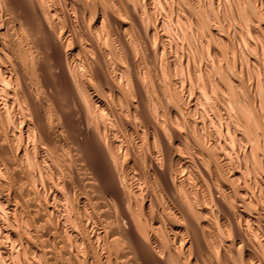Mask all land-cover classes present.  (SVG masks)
<instances>
[{"label":"bare ground","instance_id":"1","mask_svg":"<svg viewBox=\"0 0 264 264\" xmlns=\"http://www.w3.org/2000/svg\"><path fill=\"white\" fill-rule=\"evenodd\" d=\"M17 1L0 264H264V0Z\"/></svg>","mask_w":264,"mask_h":264},{"label":"rangeland","instance_id":"2","mask_svg":"<svg viewBox=\"0 0 264 264\" xmlns=\"http://www.w3.org/2000/svg\"><path fill=\"white\" fill-rule=\"evenodd\" d=\"M21 1H23V0H18V1H17V2H18V6L26 7V5L28 4V0H25V1H23V2H21ZM19 2L22 3V5L19 4ZM25 4H26V5H25ZM248 8H249V6H248ZM249 9H250V8H249ZM231 24H232V26H235L236 21L232 20V23H231ZM82 31H83V30H82ZM172 48H173V47H172ZM172 48H171V50L173 51L174 48H173V49H172ZM185 50H187V49L185 48ZM258 58H259V60H260V63H262L263 60H264V56H258ZM42 59H43V58H42ZM42 59H41V61H43V62H42L43 65L46 66V67L49 66V63H48L49 60H48V59H43V60H42ZM175 75H176V77H175V76H174V77L177 78V80H178L177 83H176L177 88L180 89V86H178V85L185 84V85H183V86L185 87V90L187 89V91H186V95H187V96H191L192 98H194V97L196 96V94H197L198 87L200 86L199 80L196 79L198 84L195 85L196 80H195V77L192 76V78H194V79H193V80L191 79V81L194 82V80H195V82L192 83V82L190 81L193 85L190 83L191 85H190V87H189V84H188L189 82L187 83V81H188L187 79H188V78L182 80V79L179 78V77H181V74H180V73H179V75H178V73L175 74ZM48 76H49V78H50L51 81H53V82L55 81L54 75H53V73H52L50 70H48ZM178 78H179V79H178ZM185 80H186V81H185ZM179 81H180V82L183 81L184 83L179 84V83H180ZM178 82H179V83H178ZM177 84H178V85H177ZM186 86H187V87H186ZM181 87H182V86H181ZM196 88H197V89H196ZM194 90H196V93H195ZM52 92H53V91L50 92L51 95H52ZM56 92H57V93L59 92V94H57ZM56 92H55V97H56L57 99L60 100V99L62 98V95H60V94H61V90H60V89H59V91L56 90ZM192 92H194L195 94L192 93ZM56 94H57V95H56ZM170 100H171V101H170ZM172 100H175V99H173V98H169V108L174 107L175 102L172 101ZM175 101H176V100H175ZM172 102H173V105L171 104ZM65 111L67 112L68 115H70V117H71L73 123L76 124V123H77V120H78V119H77L78 115H76V113L74 114V112H76V111L74 110V108H73V107H72V108H69V107H68V108H65ZM186 131H188V130H186ZM187 134H188V139H189V140L193 139V135H192V134H190L189 132H187ZM88 144H89V143H88ZM88 144H87V145L85 144L86 147L89 146ZM87 151H88L89 153H91V150L87 149ZM151 187H153L152 184H150V188H151ZM152 189H153V188H152ZM164 208H165V213L167 212L166 215L168 216V209H166V207H164ZM210 257L212 258V256H210ZM212 259H214V258H212ZM212 262H214V260H213Z\"/></svg>","mask_w":264,"mask_h":264}]
</instances>
